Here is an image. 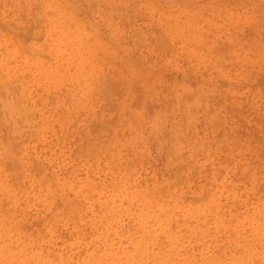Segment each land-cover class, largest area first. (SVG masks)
Masks as SVG:
<instances>
[{
	"label": "rangeland",
	"instance_id": "rangeland-1",
	"mask_svg": "<svg viewBox=\"0 0 264 264\" xmlns=\"http://www.w3.org/2000/svg\"><path fill=\"white\" fill-rule=\"evenodd\" d=\"M0 264H264V0H0Z\"/></svg>",
	"mask_w": 264,
	"mask_h": 264
}]
</instances>
